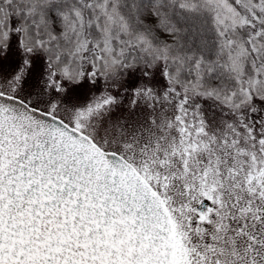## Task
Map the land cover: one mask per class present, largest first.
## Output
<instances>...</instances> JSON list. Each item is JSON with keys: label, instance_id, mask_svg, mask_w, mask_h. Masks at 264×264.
Masks as SVG:
<instances>
[{"label": "rangeland", "instance_id": "374dc122", "mask_svg": "<svg viewBox=\"0 0 264 264\" xmlns=\"http://www.w3.org/2000/svg\"><path fill=\"white\" fill-rule=\"evenodd\" d=\"M54 1L0 0V91L129 160L169 209L175 264H264L247 235L264 225V67L228 96L181 85L168 49L132 28L115 0H69L63 40L48 22L58 40L34 44L23 11L38 13L39 34ZM207 2L222 34L246 20L228 0ZM132 46L143 60L126 58ZM234 46L238 61L246 47Z\"/></svg>", "mask_w": 264, "mask_h": 264}, {"label": "water", "instance_id": "95a60500", "mask_svg": "<svg viewBox=\"0 0 264 264\" xmlns=\"http://www.w3.org/2000/svg\"><path fill=\"white\" fill-rule=\"evenodd\" d=\"M160 193L123 155L0 91V264H175Z\"/></svg>", "mask_w": 264, "mask_h": 264}, {"label": "trees", "instance_id": "16d2710c", "mask_svg": "<svg viewBox=\"0 0 264 264\" xmlns=\"http://www.w3.org/2000/svg\"><path fill=\"white\" fill-rule=\"evenodd\" d=\"M115 1L118 11L132 28L143 30L154 42L168 49L167 69L169 73H176L181 85L195 83L198 89H212L217 95L228 96L247 89L256 70L264 67V0H228L246 20L225 34L220 32L207 0ZM68 4L69 0H55L45 7L47 19L45 23H39L43 29L39 34L34 31L37 21L34 17L38 13L27 15L23 11L22 19L34 44L46 37L50 43L63 40L65 24L62 17ZM47 23L58 39L47 36L50 29L48 26V30L43 28ZM235 43L246 47L238 61L234 56L235 46L232 47ZM126 58L138 62L144 57L132 46ZM234 59L236 66L232 63ZM251 227L254 229L253 225ZM247 235L249 241H254L251 249L256 252L257 259L263 260L264 225L258 224Z\"/></svg>", "mask_w": 264, "mask_h": 264}]
</instances>
